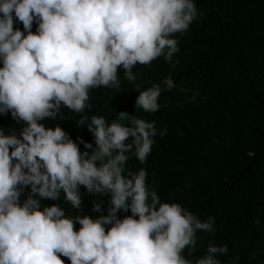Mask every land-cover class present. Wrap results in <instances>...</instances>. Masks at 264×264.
<instances>
[{
  "label": "clouds",
  "instance_id": "clouds-1",
  "mask_svg": "<svg viewBox=\"0 0 264 264\" xmlns=\"http://www.w3.org/2000/svg\"><path fill=\"white\" fill-rule=\"evenodd\" d=\"M197 17L195 0H0V114L23 125L10 134L0 128V264H65L61 257L70 264H222L226 245L210 243L195 262L183 254L196 250L198 231L214 230V217L202 221L179 202H161L146 170H126L129 155L141 163L150 155L154 121L127 112L111 123L83 118L95 138V147L80 138L85 151L62 126L44 123L63 119V108L83 112L91 89L119 88L121 68L134 81L135 65L170 61L179 51L175 34ZM161 91L158 84L140 89L137 109L157 112ZM81 186L110 193L106 215L102 202L94 203L97 215L42 204L63 193L79 211ZM121 210L131 215L120 218Z\"/></svg>",
  "mask_w": 264,
  "mask_h": 264
},
{
  "label": "trees",
  "instance_id": "trees-1",
  "mask_svg": "<svg viewBox=\"0 0 264 264\" xmlns=\"http://www.w3.org/2000/svg\"><path fill=\"white\" fill-rule=\"evenodd\" d=\"M195 3L198 17L187 31L175 34L179 51L170 61L161 56L135 65L134 81L121 68L119 88L91 89L83 112L63 108V119L44 123L62 126L85 151L80 138L94 147L95 138L79 123L83 118L85 124L92 116L111 123L127 112L130 118L154 121L158 134L150 155L144 163L129 155L126 170H146L161 202H179L202 221L215 219L212 232H197L196 250L186 248L183 254L195 262L212 243L228 248L218 256L222 264H264V0ZM16 27L23 30L22 22ZM36 28L34 22L32 31ZM153 84L162 90L159 110L137 109L140 89ZM22 127L10 112L0 114L5 134ZM30 191L25 188L20 199ZM80 191L79 211L64 202L63 193L60 200L43 199L42 204H61L68 215H97L94 203L102 202V213H108L110 193H89L84 186ZM126 215L131 211L118 212L120 218Z\"/></svg>",
  "mask_w": 264,
  "mask_h": 264
}]
</instances>
